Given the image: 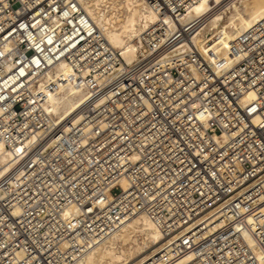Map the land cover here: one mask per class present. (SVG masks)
<instances>
[{
    "label": "built area",
    "instance_id": "built-area-1",
    "mask_svg": "<svg viewBox=\"0 0 264 264\" xmlns=\"http://www.w3.org/2000/svg\"><path fill=\"white\" fill-rule=\"evenodd\" d=\"M143 1L126 63L78 0H0V264H74L140 215L165 239L146 264H264V16L215 64L203 0ZM62 61L87 92L64 121L35 92Z\"/></svg>",
    "mask_w": 264,
    "mask_h": 264
},
{
    "label": "bare ground",
    "instance_id": "bare-ground-1",
    "mask_svg": "<svg viewBox=\"0 0 264 264\" xmlns=\"http://www.w3.org/2000/svg\"><path fill=\"white\" fill-rule=\"evenodd\" d=\"M78 2L126 63H133L138 58L139 35L157 19L147 4L143 0ZM195 15L206 16V26L194 42L207 60L222 64L234 59L236 37L264 16V0H203L194 6L188 18ZM49 81H55V90L45 89ZM35 92L45 93L44 106L61 121L77 118L87 96L80 77L66 61L55 65ZM13 158L0 140V174L9 170ZM122 185L126 187V181ZM247 238L251 245L256 244L253 237ZM164 241L163 232L148 216H136L74 264H146L158 255Z\"/></svg>",
    "mask_w": 264,
    "mask_h": 264
}]
</instances>
